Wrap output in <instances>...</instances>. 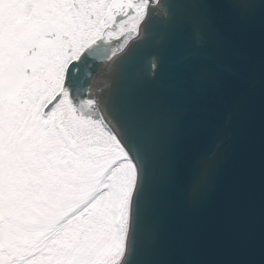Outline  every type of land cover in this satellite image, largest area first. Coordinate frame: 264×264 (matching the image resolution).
<instances>
[{"label": "snow or ice", "instance_id": "obj_1", "mask_svg": "<svg viewBox=\"0 0 264 264\" xmlns=\"http://www.w3.org/2000/svg\"><path fill=\"white\" fill-rule=\"evenodd\" d=\"M0 3V208L5 246L13 243L12 222L22 209L78 156L91 147L106 150L114 140L133 167L139 160L145 171L149 190L140 202L142 238L155 247L159 236L150 225L159 208V192L172 185L178 163L185 162L193 197L207 182L209 164L186 160L184 139L191 132L180 131L179 118L195 103L193 90L216 74L212 50L221 47L216 22L187 0ZM152 4L163 13L150 11L147 6ZM236 6L246 9L247 0H236ZM96 19L104 22L96 24ZM113 26L120 35L108 31ZM128 32L132 42L109 60L106 73H99L111 77L107 91L94 94L91 64L87 81L78 79L87 49ZM76 44L78 54L73 51ZM26 65L31 69L27 74ZM184 73L191 74V81L183 79Z\"/></svg>", "mask_w": 264, "mask_h": 264}, {"label": "water", "instance_id": "obj_2", "mask_svg": "<svg viewBox=\"0 0 264 264\" xmlns=\"http://www.w3.org/2000/svg\"><path fill=\"white\" fill-rule=\"evenodd\" d=\"M187 2L209 13L221 42L212 50L214 79L193 90L195 103L179 118L180 131L191 132L184 139L186 160L209 164L207 182L193 197L185 162L178 163L172 185L159 192V208L150 225L159 242L150 247L142 238L140 208L149 187L137 160L125 255L115 262L264 264V0H247L246 9L237 7L236 0ZM153 10L163 13L161 6ZM131 38L130 32L122 36L119 54ZM110 53L107 45L88 49L78 79L87 81L89 64L94 76ZM109 67L110 61L102 72ZM148 71L145 65L143 74ZM183 79L191 81V74L184 73ZM110 80L100 76L94 94L107 91ZM85 91L80 89V94Z\"/></svg>", "mask_w": 264, "mask_h": 264}, {"label": "flooded vegetation", "instance_id": "obj_3", "mask_svg": "<svg viewBox=\"0 0 264 264\" xmlns=\"http://www.w3.org/2000/svg\"><path fill=\"white\" fill-rule=\"evenodd\" d=\"M2 10L3 4L0 3ZM103 22L102 19L95 20L96 24ZM108 31L118 33L115 26ZM3 47L0 37V70L3 66ZM78 47L79 44L73 46L76 54ZM30 70L26 65V74ZM87 154L95 159L101 158V155L93 156L96 152L89 151L78 156L71 168L22 209L12 222L13 243L7 247L4 242V214L0 208V264H83L86 247L93 243L91 236L96 234L94 228L102 231L110 221V210H102L97 200L102 193L100 181L103 172L112 163L103 165L97 158L98 162H94L96 170L87 161ZM92 170H95V179L88 183L87 171ZM88 231L92 232L87 236Z\"/></svg>", "mask_w": 264, "mask_h": 264}, {"label": "rangeland", "instance_id": "obj_4", "mask_svg": "<svg viewBox=\"0 0 264 264\" xmlns=\"http://www.w3.org/2000/svg\"><path fill=\"white\" fill-rule=\"evenodd\" d=\"M104 152L106 153H103L102 157L98 159H101L103 165L112 163V166H109L101 178L102 193L97 200V204L101 206L102 210H110V221L109 225H105L106 227H103L102 231L96 227L94 228L96 234L91 236L93 237V243L86 247L83 264H114L116 258H120L124 249L122 231L115 225L113 228V222L114 217H116L115 214L122 220V223L127 218V200L135 183L134 167L118 147L112 146ZM96 159L87 154V161L90 162L91 166H94V162H98V159ZM96 167L94 166L97 170ZM94 174L95 170L87 171L88 183L95 179ZM104 221L107 222L108 220L104 219ZM91 232L88 231L87 236Z\"/></svg>", "mask_w": 264, "mask_h": 264}, {"label": "bare ground", "instance_id": "obj_5", "mask_svg": "<svg viewBox=\"0 0 264 264\" xmlns=\"http://www.w3.org/2000/svg\"><path fill=\"white\" fill-rule=\"evenodd\" d=\"M109 144H110L111 147L114 146V147H118V148H119V145L116 144V142H115L114 140H109ZM89 149H90V148H89ZM91 149L93 150V149H96V148L91 147ZM108 149H109V148H108ZM92 152H96V154H97V153H98V150H94V151H92ZM131 163H132V162H131ZM125 223H126V222H124L122 225L125 226ZM121 229L123 230V227H121Z\"/></svg>", "mask_w": 264, "mask_h": 264}]
</instances>
